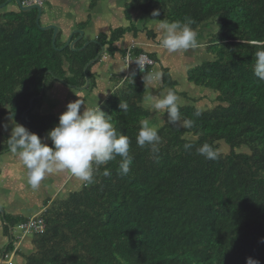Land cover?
Here are the masks:
<instances>
[{
	"label": "trees",
	"instance_id": "1",
	"mask_svg": "<svg viewBox=\"0 0 264 264\" xmlns=\"http://www.w3.org/2000/svg\"><path fill=\"white\" fill-rule=\"evenodd\" d=\"M102 1L91 0V7ZM16 7L0 19V155L8 152L10 138L1 131L5 118L44 137L59 119L37 112L42 89L45 94L54 80L85 87L93 65L84 72L86 66L105 46L110 53L119 50L115 44L129 30L100 35L82 51L85 38L77 51H60L66 43L62 30L54 47L53 30L43 31L41 21L36 23L38 12ZM135 10L158 24L192 21L199 49L205 47L212 59L191 69L188 81L215 94L217 106L199 108L189 97L190 103L180 107L181 123L192 119L194 127L178 123L158 129L157 159L149 146L136 143L139 122L151 115L143 105L142 76L152 67L119 76L120 86L101 110L130 139L129 174H118L117 157L100 168L94 183H82L56 208L34 217L44 219L45 232L25 236L35 247L30 254L17 247L20 239L14 234L30 218L11 217L0 208L8 238L3 257H21L17 264H246L249 257L264 264V83L253 74L254 53L264 48V0H132L126 7L130 21ZM153 11L160 15L154 18ZM143 28L151 39L159 36L147 21ZM128 53L146 54L141 48L123 51L125 57ZM146 55L156 60L154 53ZM64 59H71L72 75ZM176 86L167 79L166 89L177 93ZM121 101L129 104L127 115ZM186 143L191 150L185 151ZM205 143L218 150V159L197 154ZM221 145L228 154L220 152ZM105 169L110 175L103 174Z\"/></svg>",
	"mask_w": 264,
	"mask_h": 264
},
{
	"label": "clouds",
	"instance_id": "2",
	"mask_svg": "<svg viewBox=\"0 0 264 264\" xmlns=\"http://www.w3.org/2000/svg\"><path fill=\"white\" fill-rule=\"evenodd\" d=\"M46 2V1H45ZM25 5V2L23 3ZM26 6V5H25ZM43 7V6H41ZM159 11H153L152 16L158 17ZM192 21H173L159 24L162 30L161 47L169 53L189 50L198 46L197 33L190 27ZM253 74L259 82L264 83V48L254 53ZM145 57L140 56L133 60L141 69ZM134 76L130 78L134 83ZM163 73L154 72L142 76L144 87L161 81ZM181 98L172 90L160 96L148 92L143 96V104L150 111H160L167 114V122L171 125L181 124V127L191 129L195 125L192 119L181 117ZM84 105L80 99L70 102L59 116L58 125L47 133L46 138L30 132L24 126L11 121L10 138L7 140L8 151L13 154L26 171L28 185L37 189L46 175L53 171L66 172L85 184L95 182V175L100 168L110 161L118 162V174L128 175L133 158L130 155V139L127 135L118 132L111 122L110 116L106 115L96 104L95 108H87L81 112ZM121 111L127 115L129 104L121 101ZM199 116L200 113L195 114ZM136 136L137 146L144 148L149 146L151 152L158 159L161 137L158 135V126L152 124L150 119L141 120ZM5 131L9 125H2ZM44 139L51 141V146L43 142ZM191 143L184 144L185 151L191 150ZM197 154L208 160L218 159L219 152L211 145L205 143L197 150ZM105 176L110 171L105 169ZM264 243V240L261 241ZM4 261V257L2 258ZM5 264V263H3ZM246 264H260V261L247 258Z\"/></svg>",
	"mask_w": 264,
	"mask_h": 264
},
{
	"label": "rangeland",
	"instance_id": "3",
	"mask_svg": "<svg viewBox=\"0 0 264 264\" xmlns=\"http://www.w3.org/2000/svg\"><path fill=\"white\" fill-rule=\"evenodd\" d=\"M131 1L132 0H104L100 2L95 8H92L91 0H46L42 7L43 14L41 19V27L54 25L57 28H62V22H65L69 25L70 29H75L76 25H78L79 23H84L85 25H88V34H98L105 24L111 23L112 18H116L113 17L114 7L121 6L123 8H126ZM27 2H29V0ZM67 4H72L71 11H69V9L67 8L59 9V5L63 7ZM28 6H30V4H28ZM17 10L18 8L14 4V2H12L5 8L0 9V19L5 13H11ZM134 15L136 17H134ZM129 16L131 17L133 23L139 21V23H137L136 25L144 27V25H142V22H145L146 24V21L148 24L149 19H147V17L142 15L139 11L135 10L133 12H130ZM121 17H124L123 14H121ZM122 18L118 19L121 20ZM127 24L129 23L126 20V25ZM76 32L77 30H73L69 38H71V36ZM145 32H142L141 34L142 40L151 42ZM104 33L106 35L110 34V32ZM145 36L147 38H145ZM69 50L77 51L74 48H69ZM106 53V57L102 56L101 60H98L99 62L97 61L98 67L102 68L100 69L101 71L111 69L113 67L115 68V70H110L106 74L115 73L117 76H122L125 74L127 75L132 72L130 68H125L122 51L117 50L113 55V53H110L109 49H106ZM181 55L182 59H184L185 56L186 58L184 64L181 65L183 70L181 68L182 71H180L179 73H176L175 70H180V68H175L171 65L172 60H176L173 59L176 58L175 55H172L173 58L168 62L167 65H163L165 67L158 64L152 67L151 73L161 72L163 73V78L161 81L148 86L146 94L148 92H151L156 96L166 94L169 90L165 87L167 79H172L178 83V87L176 86L175 90L177 91L176 94L181 98V105L190 103L189 101L191 98L195 99L194 103L199 108L212 109L213 107L217 106L218 102L215 101V94H211L210 92L203 91L200 88H197L195 85L191 84L188 81L187 77V74L191 69L207 60H211L212 55L206 52L205 47L201 48V52H197L192 49L181 51ZM116 57L119 58L120 61L114 62V59ZM69 60L71 62V59ZM69 60L64 59V63L66 64L68 75H72V73L69 71ZM185 67L186 69H184ZM93 84V81H91V84L87 88L81 89L74 86L70 87L69 84L64 83V81L62 80H54L53 82H49L48 89H46L43 97L39 99L40 106L37 112L42 116H54L55 118L59 119V116L64 111H66L67 104L70 102H74L77 99H80L84 103V105L81 106V112L85 110V107L95 108L97 104L96 99H103L106 94L103 95V93H97V91L95 92V87L92 88ZM98 86L100 87V84H98ZM101 86L105 87L104 85ZM183 94H186L188 96L187 99L181 96ZM144 106L147 107L146 105ZM148 119H150V122L152 124L157 125L158 129L169 124L167 122V114L165 112L152 110L151 115ZM15 122L22 125L20 122ZM5 124H8L9 127L7 131H5L2 127L1 131L3 137L10 136V118H5L3 120L2 125ZM47 133L42 138H46ZM43 142L51 146L50 140L44 139ZM220 152L223 154H228L229 149L224 145H221ZM82 183L84 182L78 180L77 178L66 172L53 171L52 173L46 175L37 189H33L28 185L26 180V171L22 167L18 159L9 151L0 155V208L3 209L8 216L10 215L11 217L16 218L23 216L30 219L36 216H40V212L46 211V209L52 210L53 208H56L58 206L57 202H59L60 199L66 198L70 194V192L78 189ZM16 228L14 234L17 238V236H19V232H17ZM30 239H26V237H23L22 239H20V242L17 243V247L27 254L35 251V247ZM7 244L8 238L4 235V228L2 226V223L0 222V260L3 257V249ZM9 258L12 264L22 263L24 261L21 257H17V255L15 254L10 255Z\"/></svg>",
	"mask_w": 264,
	"mask_h": 264
},
{
	"label": "crops",
	"instance_id": "4",
	"mask_svg": "<svg viewBox=\"0 0 264 264\" xmlns=\"http://www.w3.org/2000/svg\"><path fill=\"white\" fill-rule=\"evenodd\" d=\"M54 1H56V0H54ZM59 7H60L59 9L67 8V9H69V11H71L72 4L71 5L67 4V5H65L63 7H61L59 5ZM121 14H123V16H124L123 18L124 19L121 17ZM113 17H116V18H114V19L112 18V22L111 23L105 24L102 27L100 33H98V34L97 33L96 34H94V33H89L88 34V31H87V28H88L87 26L88 25H84L83 27H81V25L84 24V23H82V24L79 23L78 25H76L75 29H70L68 24H66L65 22H62V24H61L62 28L58 27V29L62 30L63 38H64V40L66 42L68 41V38H69V36H70V34L72 33L73 30H77V32L72 35L73 36L72 40L74 39L75 35H78V38L77 37L76 38L79 39V33H78L79 30L83 31L82 32L83 33L82 39L85 38L86 39V43H88V42L93 43V42L97 41V38L100 35H106L104 32H110V34L107 35L109 37L111 35V32L116 30V29H119V28L129 29L127 31V33L125 34V36L122 38V40H120L119 42H117L115 44V47H117L119 49V51H122V52L124 51L125 53H127L131 49L141 48V49H143L145 51L146 54L147 53H150V54L154 53L155 56H156L155 57L156 60L153 59V58L152 59L155 61V65L158 64L160 66H163L164 64L167 65L168 62L170 60H172V58H173L172 55H175L176 58H173V59H176V60H174V61L172 60L171 65L173 67H175V68L176 67L180 68V70H177V69L175 70L176 73H179L180 71L183 70L181 65L184 64L186 56L184 57V59H182L181 51L180 52H176V53H169L167 50H165L164 48L161 47L162 30L159 28V24L158 23H153V22L148 21L149 24H147V26H149V29H152L153 31H156L157 34L159 35L155 39H151L148 36V33L145 32L143 27H141L140 25H136L137 23H139V21L133 23V21H130L129 19L126 18V8L125 7L123 8L121 6H115L114 7V16ZM134 17H136V16L134 15ZM118 18H122V19L120 20ZM116 19H118V20H116ZM100 20H102V19H100ZM126 20L129 23L127 25H126ZM132 25H136L137 29H139V32L137 34L135 33V31L131 27ZM142 32H145L147 34L148 39L151 42L142 40V38H141ZM145 38H147V37L145 36ZM82 39H80L78 42H80ZM78 42L76 44H78ZM76 44H75V46H76ZM106 49L108 50L109 46H105L103 48L104 53H103L102 56H104V57L107 56ZM192 50L197 51V52H201V49H199V46L196 47V48H192ZM185 51H187V50H185ZM113 55H114V53H113ZM110 58H111V56H110ZM123 59H124L125 68H130L131 70H134L132 64H127L126 63L124 55H123ZM100 60H101V58L99 59V61ZM118 61H120V59L116 57L114 59V62H118ZM98 62L94 63L93 66H92V69H91L92 79H91V81H93V83H94L93 85L95 87V92L97 91V93H103V95L106 94V96L103 99H96V103L98 104V106L101 109L102 106L107 102V100H109L111 98L112 93L114 92V90L117 87L120 86V83H119V78L120 77L119 76H115L116 75L115 73L106 74L110 70L111 71L115 70V68H113V67L111 69H106V70H102L101 71L100 69H102V68L98 67V64H97ZM163 67H165V66H163ZM181 68H182V70H181ZM184 69H186V67ZM127 75L125 74L124 78H126ZM91 81L89 82V85L91 84ZM172 81H174V80H172ZM98 84H100V87L98 86ZM101 85H104L106 88L101 86ZM177 85H178V83H177ZM42 212H44V211H42ZM42 212H40V214ZM0 262H1V264H3L2 259L0 260Z\"/></svg>",
	"mask_w": 264,
	"mask_h": 264
},
{
	"label": "built area",
	"instance_id": "5",
	"mask_svg": "<svg viewBox=\"0 0 264 264\" xmlns=\"http://www.w3.org/2000/svg\"><path fill=\"white\" fill-rule=\"evenodd\" d=\"M45 1L46 0H33V1L29 0V2H26L25 5L28 6V4H30V5L43 6ZM140 56L145 57L141 69H139V67L135 63H131L133 60L139 58ZM125 61L127 64H132L133 69L140 73H145L150 67H153L155 65V61L146 54H140L139 56L135 57L133 56V54L128 53L127 56L125 57ZM16 229L17 232H19L18 239H22L28 234H42L45 232V221L41 217L32 218L29 219L26 223H21L20 225H18ZM3 263L12 264L8 256L4 257Z\"/></svg>",
	"mask_w": 264,
	"mask_h": 264
},
{
	"label": "water",
	"instance_id": "6",
	"mask_svg": "<svg viewBox=\"0 0 264 264\" xmlns=\"http://www.w3.org/2000/svg\"><path fill=\"white\" fill-rule=\"evenodd\" d=\"M12 2H15V4L19 7V9L21 11H23V12H29V11L36 10L38 12V16H37L36 23L38 25H40V21H41L42 14H43V8L41 6H39V5L25 6L21 0H7L5 3H3V4L0 5V9L5 8L7 5L11 4ZM40 28L43 31L53 30L52 42H53V46L55 47V42H56V39H57V36H58V31H59L58 28L55 27L54 25H50V26H47V27H40ZM78 33H79V39L72 40L73 36H71V38H69L68 41L65 43L64 47L60 49V51H64L67 48H74L75 44L80 39H82V37H83V33L82 32L79 31ZM90 43L91 42L86 43L81 49H79V51L84 50ZM103 53H104V50L102 48V50L99 53V55L86 66L84 72H86L87 69L91 65H93L94 63H96L102 57ZM86 79H87L86 86L83 87V88H81V89H85V88H87L89 86V80H88V78H86ZM43 92H44V90L42 89L41 94L37 97V99H41L43 97V94H44ZM33 103H34V99H32L31 102H30V109L32 108ZM10 232H12V229L10 230Z\"/></svg>",
	"mask_w": 264,
	"mask_h": 264
}]
</instances>
